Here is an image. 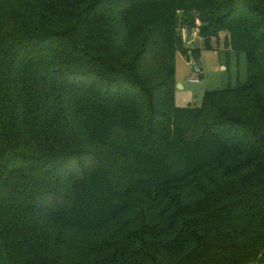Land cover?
<instances>
[{
  "label": "trees",
  "instance_id": "obj_1",
  "mask_svg": "<svg viewBox=\"0 0 264 264\" xmlns=\"http://www.w3.org/2000/svg\"><path fill=\"white\" fill-rule=\"evenodd\" d=\"M182 10L249 64L199 107ZM0 264H264V0H0Z\"/></svg>",
  "mask_w": 264,
  "mask_h": 264
},
{
  "label": "rangeland",
  "instance_id": "obj_2",
  "mask_svg": "<svg viewBox=\"0 0 264 264\" xmlns=\"http://www.w3.org/2000/svg\"><path fill=\"white\" fill-rule=\"evenodd\" d=\"M178 35L181 38V47L190 50L189 56L181 51L176 52V88L175 104L184 108L201 106L207 91L234 88L244 84L248 79V60L245 53H238L225 45L226 33L222 32L219 38L212 40V48H206L200 36L201 21L196 11L178 12ZM193 21V22H192ZM192 27V34H188ZM195 56L191 51L197 52ZM197 70L200 72L198 73ZM198 79L193 81L192 79ZM125 137L121 129L113 133V140L120 141ZM131 137V136H130ZM174 175L180 177L183 165L179 160L171 159ZM113 180L117 187H129L136 173L129 163L124 161L121 166H114ZM137 195V194H136ZM140 197L133 198L132 209L142 203Z\"/></svg>",
  "mask_w": 264,
  "mask_h": 264
},
{
  "label": "water",
  "instance_id": "obj_3",
  "mask_svg": "<svg viewBox=\"0 0 264 264\" xmlns=\"http://www.w3.org/2000/svg\"><path fill=\"white\" fill-rule=\"evenodd\" d=\"M188 34H189V35L192 34V27H189V29H188Z\"/></svg>",
  "mask_w": 264,
  "mask_h": 264
},
{
  "label": "built area",
  "instance_id": "obj_4",
  "mask_svg": "<svg viewBox=\"0 0 264 264\" xmlns=\"http://www.w3.org/2000/svg\"><path fill=\"white\" fill-rule=\"evenodd\" d=\"M197 72L199 73L200 71L199 70H197ZM193 81H197L198 79H196V78H194V79H192Z\"/></svg>",
  "mask_w": 264,
  "mask_h": 264
}]
</instances>
